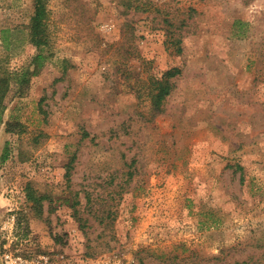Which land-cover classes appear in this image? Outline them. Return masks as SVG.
I'll return each instance as SVG.
<instances>
[{
	"label": "rangeland",
	"instance_id": "1",
	"mask_svg": "<svg viewBox=\"0 0 264 264\" xmlns=\"http://www.w3.org/2000/svg\"><path fill=\"white\" fill-rule=\"evenodd\" d=\"M45 3L33 61L35 0H0V71H30L1 112L0 222L78 263L264 264V0Z\"/></svg>",
	"mask_w": 264,
	"mask_h": 264
},
{
	"label": "trees",
	"instance_id": "2",
	"mask_svg": "<svg viewBox=\"0 0 264 264\" xmlns=\"http://www.w3.org/2000/svg\"><path fill=\"white\" fill-rule=\"evenodd\" d=\"M237 24H244L240 20H235L234 25ZM28 31V42L34 44L36 47H38L41 51L40 53L33 57V61L37 58H40L41 56H44L41 52L45 49L44 47L49 45V28H48V9L46 7L45 0H35V8L34 12L30 18L29 23L25 26ZM3 32L2 40L3 43L8 47V36L5 35L9 30L8 29H2ZM177 51H180L177 49ZM180 69L177 67H173L171 69H168L163 76L170 77L174 76L175 74L179 73ZM30 71L28 69H22L19 72H11L7 69L1 68L0 71V123H1V112L5 109L4 100L7 96V93L10 88L11 82H13V85H15L17 88L14 91L15 94H23L24 89L27 87L28 82V75ZM157 82V81H156ZM164 82V83H163ZM159 84V87L157 88V92L155 93V110H161L157 107L161 103L162 99L170 92V86L167 81L160 80L157 82ZM6 129L8 131H14L15 125H18V123H11V122H5ZM27 199L29 201H32L34 204H40V201L44 198L43 195L38 196L35 194V191L28 186L27 187Z\"/></svg>",
	"mask_w": 264,
	"mask_h": 264
},
{
	"label": "built area",
	"instance_id": "3",
	"mask_svg": "<svg viewBox=\"0 0 264 264\" xmlns=\"http://www.w3.org/2000/svg\"><path fill=\"white\" fill-rule=\"evenodd\" d=\"M25 244L29 247H25ZM31 244L29 239H22L17 234L14 213L0 222V264H86L85 261L78 263L76 257L65 254L52 256L46 251L31 249Z\"/></svg>",
	"mask_w": 264,
	"mask_h": 264
}]
</instances>
